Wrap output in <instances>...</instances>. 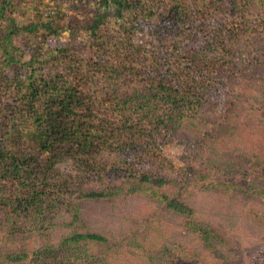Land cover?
I'll return each instance as SVG.
<instances>
[{"label": "trees", "instance_id": "1", "mask_svg": "<svg viewBox=\"0 0 264 264\" xmlns=\"http://www.w3.org/2000/svg\"><path fill=\"white\" fill-rule=\"evenodd\" d=\"M78 1L94 6L79 52L46 48L34 40L38 24L45 39L59 28L18 26L11 0L0 2L9 21L0 33V264H66L58 251L76 261L82 243L108 242L73 224L87 200L144 195L190 214L183 189L236 180L237 195L264 204V138L256 152L235 141L256 122L241 103L264 99V0ZM62 213L72 221L58 243L31 245Z\"/></svg>", "mask_w": 264, "mask_h": 264}, {"label": "rangeland", "instance_id": "2", "mask_svg": "<svg viewBox=\"0 0 264 264\" xmlns=\"http://www.w3.org/2000/svg\"><path fill=\"white\" fill-rule=\"evenodd\" d=\"M93 8L92 4L78 0H11V10L6 14L18 26L49 21L53 29L59 28L58 34L46 39L40 37L47 31L38 24L34 40L42 42L46 48L63 45L68 50L79 52L87 44V36L81 26L89 20ZM7 24L8 20L0 21V33L5 32ZM23 38L20 34L14 35V44L23 48ZM18 54L21 55L20 52ZM30 55L25 52L24 59ZM257 99L249 105L253 108L241 103L244 109H250L247 114L256 118L252 124L251 117L245 133L235 140L241 151L256 152L254 143L264 138V118L258 113L264 108V99ZM213 109L211 104L210 112L204 115L211 117ZM175 148L166 145L163 150L174 157L177 153ZM224 148L234 151L231 145H224ZM214 178L222 181L219 173ZM206 182H211V178ZM235 182L225 181L229 189L213 192L192 187L186 191L183 189L177 198L192 207L190 214L172 213L144 195L123 194L109 200L83 201L78 207L80 217L73 224L80 232L101 233L109 240L82 243L76 261L70 258L73 253L58 251L57 255L65 257L66 264H249L264 261V204L255 197L237 195V188L232 185ZM60 215L52 220L57 223L40 229L48 236L34 235L29 239L30 244L37 246L42 243L41 239L57 244L63 233L68 231V221H72L68 214ZM194 223L211 232L209 243L193 231L191 225ZM34 232L32 234L37 233Z\"/></svg>", "mask_w": 264, "mask_h": 264}]
</instances>
